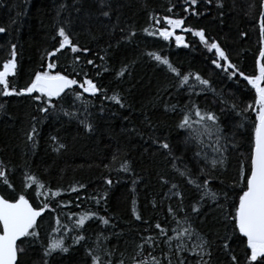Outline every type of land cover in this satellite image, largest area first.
<instances>
[{"label":"trees","instance_id":"trees-1","mask_svg":"<svg viewBox=\"0 0 264 264\" xmlns=\"http://www.w3.org/2000/svg\"><path fill=\"white\" fill-rule=\"evenodd\" d=\"M221 3L223 7H218L216 0L212 3L198 0L195 6L186 5L184 0H106L104 5L99 0H0V27L6 28L0 34V70L10 58L11 45L15 44L17 71L10 77L12 83L24 87L35 71L54 62L57 67L53 72L60 71L70 78L74 68L76 73L87 72L88 78L102 89L95 96L83 93L87 112L80 101L73 103L74 93L69 92L62 100L53 98L55 107L47 115L38 111L44 105L33 102L30 97L0 96V103L5 104V109L0 111V167L5 168L16 193L27 191L33 206L49 199V208L38 218L39 238H29L20 245L25 249L19 256L20 264H44L45 260L47 264H91L88 250L95 247L98 236L101 246L111 253V264H120L121 260L124 264H133L137 246L148 236L156 238L157 246L144 245L143 255L137 258L149 259L150 264L151 254L162 264H168L164 257L169 253L164 243L166 237L159 235L155 225L160 223L172 235L171 229L177 227L175 220L185 214L212 243L209 249L212 264H231L229 253L222 247V238L226 233L230 235L231 225L224 222L215 204L206 198L199 217L191 213L200 193L176 169H190L195 178L201 167L208 166L202 156L195 155L198 148L194 141L185 144L187 130L178 124L182 110L193 104L202 112L211 111L217 116L219 127L236 147L229 146L225 169L209 171L214 177L210 187L232 197L230 186L239 180L241 162L250 154L255 113L246 109L249 104L255 106V90L239 74L229 79L215 68L211 63L214 52H208L192 33L176 30V34L185 36L189 47H184L177 45L174 37L165 41L158 34L149 35L144 31L166 26L162 19L165 15L184 18V27L203 28L206 36L217 40L245 75L258 74L259 30L248 13L250 5L255 3L258 16L259 0H221ZM61 4L65 5L63 10H60ZM170 7L171 13L167 11ZM185 7H189V12H184ZM193 8L201 15H193ZM101 11H109L110 15L104 17ZM153 15L161 20L160 25L150 18ZM65 20L71 21V30L76 34L74 42L88 47L90 52L72 53L65 49L50 59L46 53L58 47L57 29ZM130 31L135 36L124 38ZM242 32L247 35L241 36ZM150 51L166 56L182 74L199 73L211 82V89L201 91L200 86L192 92L187 87L178 89V79L166 66L146 54ZM76 55L80 56V62L74 64ZM89 59L94 60L95 66L87 64ZM124 65H128V72L118 77L116 73ZM75 78L82 82L84 76L79 74ZM73 88L82 92L78 85ZM114 92L123 97L124 107L105 99V94L111 96ZM172 106H176L175 111ZM61 107L78 115L66 116ZM32 117L37 118L35 148L25 137ZM85 119L92 125L91 130L80 123ZM192 119H196L194 114ZM52 137L57 139L53 141ZM165 138L172 147L171 156L158 143H153V139ZM210 143L205 140L203 148L209 160L214 156L208 147ZM60 144L65 147L60 148ZM125 160L129 163L127 172L121 168ZM25 174L36 176L46 188L59 189L61 194L36 199L35 185L24 189ZM106 179L112 184H106ZM80 184L85 188H79ZM172 184L177 189L171 190ZM73 187L77 188L76 192L71 191ZM11 191L0 181L1 193L7 195ZM174 191L183 194V212H179L181 199L173 195ZM99 197L103 199L97 204L94 198ZM220 202H224L222 195ZM133 207L140 214V220L133 215ZM169 207L178 212L175 219L169 214ZM84 212H96L98 216L86 221L82 230L72 231L75 220ZM99 216L108 218L109 223L102 224ZM65 226L68 233L63 230ZM54 228L60 231H53ZM78 235L86 239L74 243L73 237ZM60 236L66 237L68 251L56 250L45 257L49 239ZM229 244L232 254L238 256L240 264H245L241 240L232 237ZM170 255L172 264H177L180 258L187 264H197L200 260L191 252L181 253L180 257L174 252Z\"/></svg>","mask_w":264,"mask_h":264},{"label":"snow or ice","instance_id":"snow-or-ice-1","mask_svg":"<svg viewBox=\"0 0 264 264\" xmlns=\"http://www.w3.org/2000/svg\"><path fill=\"white\" fill-rule=\"evenodd\" d=\"M106 0H99L101 5H104ZM186 5L195 6L198 0H184ZM218 7H223L221 0H216ZM205 3H212V0H205ZM65 5H60V10H63ZM189 7L184 8V12H189ZM76 11H80L79 8ZM169 13L172 12L170 7L167 10ZM193 15H201V13L192 9ZM59 16V10L57 12ZM100 15L108 17L109 11H101ZM248 15L254 19V24H258L259 30V55L256 59V68L258 74L245 75L240 68L231 62L226 51L221 47V44L215 39H209L206 36V32L203 28L193 29L191 27H184V18H173V16L165 15L162 17L163 22L166 26L157 28L155 31H149L145 28L144 31L149 35H159L163 40L168 41L174 37L177 45H183L189 47L185 43V36L176 34L177 29H181L183 32H190L193 36L198 37L199 41L205 46L208 52H214L215 58L212 59L211 63L215 68L220 69L229 79L239 74L247 84L251 86V89L255 90V101L253 106L249 104L247 110L255 113L254 128L252 133V139L250 144V154L245 161L241 162L239 180L233 181L230 188L234 193L232 197L228 196L227 192L220 193L213 190L210 187V182L214 179L209 171L215 172L219 169H225L228 163V152L229 146L232 148L236 146L231 144V140L225 136L223 129L219 127L217 116L211 111L202 112L200 108L193 104L191 107L185 106L187 110H182L183 116L180 120L178 127L187 130V136L185 137V144L196 143L198 150L195 152L197 157H203L205 165L208 168L201 167L199 174L193 178L190 169L185 168L184 170L176 169L179 175L187 177V182L191 185H195L196 189L200 193V198L191 207V213L197 218L201 211L203 202L210 200L215 204L216 208L222 213L223 220L226 224L231 225V233L223 237V250L229 253L231 264H240V260L237 255L232 254V250L229 244V239L232 237H238L245 249V264H264V0H259L258 4V16H257V5L254 3L250 5V11ZM155 21L156 25H160L161 20L156 16L150 17ZM63 26L58 27L57 36L59 39L58 47H55L53 51L46 53L47 57L54 58L57 53L61 50L70 49L72 53H89L90 49L85 46H81L74 42L75 33L71 30V21L65 20L62 22ZM123 31V29H121ZM6 28L0 27V34L5 33ZM134 31H130L127 37L130 38L135 36ZM247 33H241V36H246ZM149 57L158 62L159 65L166 66L168 71L172 73L178 79V89L188 88L189 92L194 91L197 86L201 87V91L211 89V82L208 79L203 78L199 73H188L182 74L180 70L174 66L170 60L158 52H147ZM17 52L16 45H11L10 58L5 60L2 64V70H0V96L2 97H30L31 100L39 105L38 111L47 115L49 109L55 107L53 98L63 99L69 92L74 93V100L80 101L87 112L88 104L84 99L83 93H87L91 96H95L101 92L102 89L98 87L97 83L93 79L88 78V73H76V69H73V78H70L68 74H62L60 71L53 72L52 70L57 67L54 62H49L46 67H41L35 71L32 75L30 82L24 87H18L12 83L10 77L16 75L17 71ZM103 61L104 57H100ZM80 62V56L76 55L73 63L77 64ZM88 65H94L95 62L92 59L87 60ZM105 71L107 69H104ZM128 72V65H124L120 71L116 73L118 77L123 76ZM83 74L84 79L79 82L75 75ZM100 73L97 72V75ZM78 85L82 92L75 91L73 86ZM67 90V91H66ZM38 93V95H34ZM63 94V95H62ZM105 99L114 101L116 104L124 107L123 97L118 93L114 92L111 96L105 94ZM235 107V105H233ZM176 106H172V110L175 111ZM5 109V104L0 103V111ZM61 111H64V115L75 117L78 115L76 112H69L61 107ZM195 115L196 119H192V115ZM242 114V113H241ZM32 125L30 129L25 133L26 140L32 143V147L35 148V137L37 133V118L32 117ZM83 126L91 130L92 125L87 120L80 121ZM53 141L57 138L52 137ZM205 140L210 141L208 147H211L212 152L216 155L209 160L206 152H203L205 146ZM153 143H158L159 147L166 150L167 153L172 155V147L167 139L159 140L153 139ZM60 148L65 147L60 144ZM115 159V157H113ZM175 167V163L173 162ZM107 167V166H106ZM121 168L123 171H129V163L125 160ZM164 183V178L161 177ZM202 179V183L200 182ZM0 181L11 189V193L7 195L0 193V264H20L19 256L25 251L20 245L25 244L26 241L31 238L36 240L39 238V233L36 231L38 227V218L42 216L46 209L49 208V199H45L42 204L33 206L28 198L27 191L15 192V189L8 179L7 172L4 167H0ZM105 183L108 185L112 184L110 179H106ZM135 183V181H133ZM32 185L36 187L35 197L53 198L58 197L61 193L57 189L53 191L51 188H46L45 185L39 181L34 175L25 174L24 177V189H29ZM176 184H172L171 190L177 189ZM79 188H85L84 184H80ZM71 191L76 192L77 188L73 187ZM173 195L180 197L181 205L179 206V212L184 211L182 204L183 194L180 191H174ZM223 196V204L220 202V197ZM96 203L99 204L103 197L94 198ZM135 205V201H133ZM155 206V204H154ZM168 212L170 215L175 217L178 212L173 208L169 207ZM133 215L137 220L141 219L140 214L133 207ZM96 212H84L79 215L75 220L74 228L72 231L77 229L82 230L85 226L86 221L93 217H97ZM99 220L102 224L107 225L109 219L104 216H99ZM60 221L57 220L59 225ZM177 227L172 228V235H168L165 228L160 223H156L155 228L159 230V235L166 237L164 243L169 248V253H165L164 257L168 260V264H172L170 253L174 252L177 257H180L181 253L191 252L200 257L197 264H212L211 256L212 252L209 250L212 247V243L207 237L200 233L193 225L192 218L185 214L178 220H175ZM64 232L68 233L67 226L64 227ZM53 231H60L59 228H54ZM86 237L78 235L73 237L74 243H80L85 240ZM106 239V238H105ZM66 237H52L49 239L48 244L45 248V257L50 256L54 251L60 250L61 252H67L68 247H65ZM144 245L150 247L157 246L156 238L148 236L143 238L142 244L137 246L136 256L132 258L133 264H149V259H139L143 255L141 249ZM88 254L91 257V264H111V253L106 251L100 242V236L97 237V243L94 248L88 250ZM150 256V264H162V261L158 260L155 256ZM208 259L205 260L204 257ZM44 264H47L45 260ZM120 264H124L121 260ZM177 264H187L185 259H178Z\"/></svg>","mask_w":264,"mask_h":264},{"label":"rangeland","instance_id":"rangeland-1","mask_svg":"<svg viewBox=\"0 0 264 264\" xmlns=\"http://www.w3.org/2000/svg\"><path fill=\"white\" fill-rule=\"evenodd\" d=\"M211 155H214V156L216 155L215 153L212 152V149H211ZM214 156H213V157H214Z\"/></svg>","mask_w":264,"mask_h":264},{"label":"water","instance_id":"water-1","mask_svg":"<svg viewBox=\"0 0 264 264\" xmlns=\"http://www.w3.org/2000/svg\"><path fill=\"white\" fill-rule=\"evenodd\" d=\"M1 193V192H0Z\"/></svg>","mask_w":264,"mask_h":264}]
</instances>
